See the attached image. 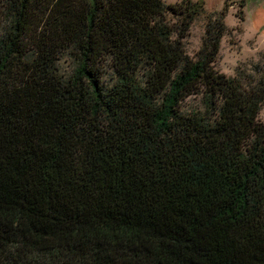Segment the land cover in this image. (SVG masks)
Here are the masks:
<instances>
[{"label":"trees","instance_id":"trees-1","mask_svg":"<svg viewBox=\"0 0 264 264\" xmlns=\"http://www.w3.org/2000/svg\"><path fill=\"white\" fill-rule=\"evenodd\" d=\"M201 14L0 0V264H264V63Z\"/></svg>","mask_w":264,"mask_h":264},{"label":"rangeland","instance_id":"rangeland-1","mask_svg":"<svg viewBox=\"0 0 264 264\" xmlns=\"http://www.w3.org/2000/svg\"><path fill=\"white\" fill-rule=\"evenodd\" d=\"M182 0H161L175 5ZM202 5L201 16L192 24L186 42L187 54L192 57L200 48L207 17L225 12L224 25L229 33L220 43L216 70L233 77L237 68L264 63V0H192ZM242 16L239 21L238 15ZM258 120L264 123V106Z\"/></svg>","mask_w":264,"mask_h":264}]
</instances>
